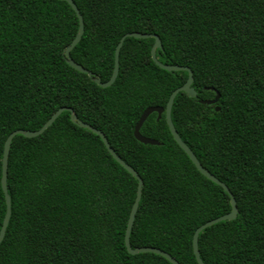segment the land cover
<instances>
[{
  "label": "trees",
  "instance_id": "16d2710c",
  "mask_svg": "<svg viewBox=\"0 0 264 264\" xmlns=\"http://www.w3.org/2000/svg\"><path fill=\"white\" fill-rule=\"evenodd\" d=\"M84 19L71 57L107 81L115 49L128 32L157 34L159 61L188 66L192 97L180 91L172 120L205 169L229 187L237 216L203 229L205 264H264V0H74ZM79 31L66 0H0V228L7 136L37 130L57 108L104 132L143 179L130 234L133 248L152 246L180 264H199L193 235L228 213L230 195L197 169L166 121L144 109L165 107L188 78L152 58L153 36L125 38L119 71L107 87L72 67L65 49ZM220 93L217 103L207 104ZM220 109L217 110L216 107ZM64 110L40 135L12 140L7 187L11 216L0 264H173L154 252L132 254L126 226L138 179L97 133Z\"/></svg>",
  "mask_w": 264,
  "mask_h": 264
},
{
  "label": "water",
  "instance_id": "95a60500",
  "mask_svg": "<svg viewBox=\"0 0 264 264\" xmlns=\"http://www.w3.org/2000/svg\"><path fill=\"white\" fill-rule=\"evenodd\" d=\"M71 6L72 8L76 11L78 18H79V31L77 33V35L73 38V40L71 41V43L66 47L65 54H66V60L67 62L74 67L75 69H77L80 72L83 73H87L90 77H93V79L95 80L96 83H98L100 86L102 87H107L110 86L116 79L117 75H118V71H119V51L120 48L125 40L126 37L128 36H134V37H138V38H146V37H151L153 36L155 38V42L152 46L151 49V54H152V58L153 60L163 69L169 70V71H178V70H187L188 71V78L187 80L184 82L183 85H181L180 87H177L176 89H174L172 91V93L169 96V99L167 101V104L165 107L162 106H150L147 107L146 109H144V112L142 113L138 123L135 126V130H134V135L135 137L146 144H159V141L157 139L151 138V137H147L145 135H143L140 131L141 126L143 125V123L145 122V120L147 119V117L152 113V112H158L159 117L161 116V114L163 112H165V116H166V121L168 123V126L170 128V131L172 133V135L174 136L175 140L177 141V143L181 146V148L188 154V156L190 157V159L193 161V163L196 165L197 169H199V171L201 173H203L206 177H208L209 179H211L212 181H214L215 183L219 184L220 186L224 187L225 191H227L230 195V201H231V205L232 208L231 210L226 213L223 214L221 216H218L216 218L210 219L208 221H206L205 223L201 224L199 227H197V229L194 232L193 235V250L194 253L196 255L197 261L199 264H205V262L203 261V259L201 258L200 255V250H199V245H198V237L200 232L223 220H231L236 218L237 216V204H236V199L232 193V191L229 189V187L224 183V181H221L218 177H216L213 173H211L209 170L205 169V167L201 164V162L198 160L197 156L195 155V153L193 152V150L189 147V145L187 143H185L183 141V139L181 138V136L179 135L173 120H172V116H171V110H172V106H173V102L174 99L176 97V95L180 92V91H184L186 92L188 95L195 97L197 95L196 90L192 87V82H193V72L190 69V67L188 66H183V65H178V64H167V63H163L161 61L158 60L157 56H156V48H160L162 47V41L161 38L159 37V35L157 34H150V33H142V32H128L126 34H124L121 39L119 40L116 49H115V66H114V70L113 73L111 75V77L107 80V81H102L99 77H95L93 75V72L87 68H85L83 65H81L80 63L76 62L70 55V50H72L76 44L80 41L82 34L84 32V19L83 16L81 14V12L79 11L78 6L76 5V3L74 2V0H66ZM220 98V93L217 92V95L214 99L211 100H205V99H200V102L202 103H207V104H214L217 103L218 100ZM217 110L220 109L219 106L216 107ZM64 110H69L72 111V109H70V107H66V106H62L57 108L56 111H54V113L51 115V117H49V119L43 124V126L37 130H24V129H16L14 131H12L6 138L5 140V144H4V152H3V159H2V178H1V184H2V188L5 194V199H6V212H5V216L3 219V222L1 224V228H0V243L2 242L5 233H6V228H7V224L9 223V219L11 216V196L8 192V187H7V175H8V159H9V153H10V148H11V143L13 138L15 137V135L17 134H23L27 137H35L40 135L41 133H43L55 120L56 118L64 111ZM72 120L75 121L76 123H78L81 127H86L90 130H92L93 132L97 133L98 135H100V137L102 138V140L104 141L107 150H109V152L111 153V155L122 165L124 166V168H126L129 172H131L137 179H138V189H137V194L135 197V200L133 202V205L131 207L130 210V214H129V218H128V223L126 226V233H125V243L127 246V249L130 253L132 254H136L138 252H154V253H158L161 254L163 256H165L167 259H169L173 264H180L179 261L173 257L172 255H170L168 252L157 248V247H152V246H141V247H136L133 248L131 246L130 243V234H131V230H132V226L135 220V216H136V212L138 210V206H139V201L141 199V194H142V186H143V179L142 177L139 175V173L132 168L131 165H129L127 162H125L117 153L116 151L112 148V146L110 145L106 135L104 134L103 131L97 129L96 127L92 126L89 123H86L82 120H79L77 118V116L75 115V113L72 111L71 114Z\"/></svg>",
  "mask_w": 264,
  "mask_h": 264
}]
</instances>
